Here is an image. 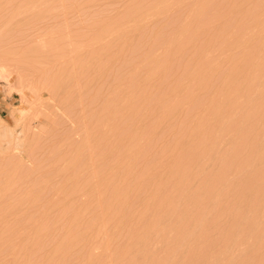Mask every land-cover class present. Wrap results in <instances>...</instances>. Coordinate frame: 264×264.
Wrapping results in <instances>:
<instances>
[{
    "label": "rangeland",
    "instance_id": "374dc122",
    "mask_svg": "<svg viewBox=\"0 0 264 264\" xmlns=\"http://www.w3.org/2000/svg\"><path fill=\"white\" fill-rule=\"evenodd\" d=\"M0 264H264V0H0Z\"/></svg>",
    "mask_w": 264,
    "mask_h": 264
}]
</instances>
